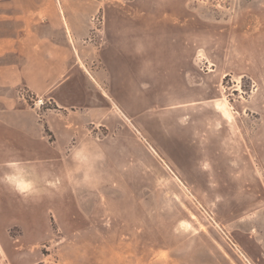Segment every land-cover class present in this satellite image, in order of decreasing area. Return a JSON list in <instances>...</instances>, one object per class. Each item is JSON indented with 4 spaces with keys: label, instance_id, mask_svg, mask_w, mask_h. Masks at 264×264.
<instances>
[{
    "label": "rangeland",
    "instance_id": "rangeland-1",
    "mask_svg": "<svg viewBox=\"0 0 264 264\" xmlns=\"http://www.w3.org/2000/svg\"><path fill=\"white\" fill-rule=\"evenodd\" d=\"M1 18L0 264H264V0H0ZM66 28L67 109L32 108L6 69Z\"/></svg>",
    "mask_w": 264,
    "mask_h": 264
},
{
    "label": "crops",
    "instance_id": "crops-1",
    "mask_svg": "<svg viewBox=\"0 0 264 264\" xmlns=\"http://www.w3.org/2000/svg\"><path fill=\"white\" fill-rule=\"evenodd\" d=\"M6 6L5 4H2ZM6 12V11H4ZM18 12L16 9L10 10L9 13ZM9 15H1L3 17L4 23H7L8 20L14 19L10 18L12 16ZM20 17V16H19ZM2 18L0 23L2 24ZM25 21V19H21ZM0 24V25H1ZM25 30L21 32V36L17 37L15 41L11 40V45L8 50H11L16 47L18 56L26 59L28 56L26 51H22L19 49H26V45L28 42L33 44V28L28 27L24 22L22 25ZM68 34V40H65L63 43L56 44L54 46H50L48 49L46 46H43L41 49L40 55H42L45 59L48 60L44 63L42 62V66H32L26 61H19L18 64L14 66L8 67L6 70L11 71V73L16 76L12 79H8L3 77L5 82L11 88H16L20 85L26 86L31 92L36 95H46L50 96L52 94V99L58 105L60 102L61 108L67 109L66 104L62 102L61 98L72 95V93H67L68 81L70 76L64 77L62 79L63 74H67L69 71H76L79 69L77 64V59H79V51L78 46L76 44L75 39H72L69 29L66 28ZM42 44H46L49 42L47 39L44 40L42 38ZM22 45V46H21ZM28 46V45H27ZM22 47V48H20ZM27 54V55H26ZM11 109H6L8 113H2V121L5 124H8L10 127L15 128L24 134H28L31 132L32 128L26 123H23L21 120V116L23 114L28 113L27 109L24 108L21 104L16 103L15 101L10 102Z\"/></svg>",
    "mask_w": 264,
    "mask_h": 264
},
{
    "label": "built area",
    "instance_id": "built-area-1",
    "mask_svg": "<svg viewBox=\"0 0 264 264\" xmlns=\"http://www.w3.org/2000/svg\"><path fill=\"white\" fill-rule=\"evenodd\" d=\"M20 100L32 108H42L47 103L42 97L29 93L27 90H23L19 96Z\"/></svg>",
    "mask_w": 264,
    "mask_h": 264
}]
</instances>
